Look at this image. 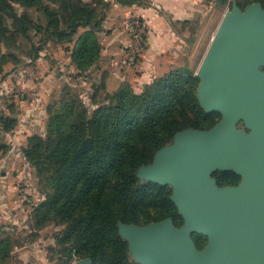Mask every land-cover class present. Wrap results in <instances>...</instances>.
<instances>
[{"label": "water", "instance_id": "1", "mask_svg": "<svg viewBox=\"0 0 264 264\" xmlns=\"http://www.w3.org/2000/svg\"><path fill=\"white\" fill-rule=\"evenodd\" d=\"M264 9L227 11L197 72L201 109L221 120L208 131H178L159 148L142 179L172 185L170 200L184 225L117 223L138 264H264ZM243 122L248 130L237 129ZM232 172L237 185L217 186L212 172ZM207 236L197 250L191 232ZM73 264H92L89 258Z\"/></svg>", "mask_w": 264, "mask_h": 264}, {"label": "trees", "instance_id": "2", "mask_svg": "<svg viewBox=\"0 0 264 264\" xmlns=\"http://www.w3.org/2000/svg\"><path fill=\"white\" fill-rule=\"evenodd\" d=\"M116 1L130 3L128 0ZM13 3L36 6L48 12L51 18L45 30L52 26L56 28L58 21L52 19L48 8L39 0H0V22L4 15L11 18L13 24L18 21L30 24L15 13ZM106 6L107 2L104 8ZM71 17L67 43H72L70 58L81 74L99 59L96 32L102 19L93 24L84 8L73 10ZM79 28L86 30L78 33ZM64 33L66 31L54 29L50 36L57 35L56 40L63 41ZM40 51L41 48L37 49L33 61ZM176 75L177 72L170 70L145 85L140 93L123 85L115 93L107 94L108 103L98 105L89 117L85 108L77 110L74 102L65 103L59 111L49 115L45 139L38 134L27 138L24 158L35 165L38 172L52 176L51 188L55 194L47 196L49 206H56L57 197L63 198L56 213L61 220L68 217L65 218L69 222L66 237L71 240V256L85 245L92 264H138L128 257L127 243L117 235L118 222L144 225L170 213L176 224L181 222L166 186L152 182L140 186L135 179L136 169L150 163L154 153L169 143L176 132L188 126L202 128L201 122L211 115L196 101L183 113L184 120L169 112L162 82ZM164 77L165 81L161 80ZM188 114L192 117H187ZM1 128L8 132L13 125ZM128 133L134 137L131 143L124 141ZM237 179L232 172H222L216 177V183L219 187L231 186ZM84 196L85 209L76 214L74 203ZM150 209L155 210L153 214L148 213ZM2 243L3 239H0V245Z\"/></svg>", "mask_w": 264, "mask_h": 264}, {"label": "rangeland", "instance_id": "3", "mask_svg": "<svg viewBox=\"0 0 264 264\" xmlns=\"http://www.w3.org/2000/svg\"><path fill=\"white\" fill-rule=\"evenodd\" d=\"M39 2L43 7L48 8L52 14V19L58 21L56 28L52 26L49 30H45L51 18L48 12L36 6H20L16 3L12 4L15 13L23 19L29 20L30 24L23 21L13 24L12 19L4 15H2L3 20L0 22V157L5 155L4 159H6L0 162V172L9 171V176L12 178L20 170L23 171L20 178L13 180L14 185L6 187L7 201L3 206L4 208L0 206V216L5 217L0 222V239H3V243L0 245V264H73L85 258L91 260L88 246L85 245L75 253V256H71L73 251L71 240L66 237V228L69 222L65 218L68 217L65 216L64 220H61L56 213L63 198L61 196L56 198L58 200L56 206H49L50 200L47 198L48 195L50 197L55 194L51 188L52 176L46 172H38L36 166L24 158V147H11L10 143L6 141L7 135L5 134L7 131L3 134L1 127L4 126L5 129L11 124L13 127L16 126V118L13 117L15 115L14 108L17 105H15L14 99L25 101L27 104L35 97L39 99L36 96L34 84L40 83L41 78H38L39 76L33 78L32 73V66H34L32 58L37 49L41 48L38 55L45 54L44 58L48 64L42 68L46 71L47 67L53 69L56 62L50 58L47 50L49 48L55 50L60 47L64 55L70 51L72 43H67V39H70L67 34V26L71 21L72 11L86 9L90 22L94 24L102 19L106 0H39ZM254 3H258L264 9V0H200L198 8L191 14V17L179 23L177 31L182 39L180 51H182L183 61L171 70L177 72L176 77L168 78L165 83L162 82V86H164L162 91L168 97V110L171 114L184 120L186 118L183 117V113L190 110L191 103L196 101L199 105L197 88L200 80L197 77V72L224 14L233 6L243 11L248 5ZM54 29L66 31L62 35V37L65 36L63 41L56 40L57 35L50 36ZM80 31L82 29H79ZM28 65L30 66L29 70L24 71ZM261 70H264V67ZM53 74V79L44 83L47 89L42 102L34 100L42 104L41 113L37 114L42 131H37L35 134L43 139L47 135L49 115L59 111L63 104L74 102L77 110L81 107L85 108L89 117L98 105L108 103L106 96L109 93L103 91L98 76H96V82H93L90 89L87 90L88 83L81 84L79 80H76L75 74H69L63 68L57 67ZM57 74L60 75V79H58ZM82 76L85 79L86 75L83 74ZM162 79L165 81V77ZM20 80L22 83L17 82ZM19 84H25L23 89L27 90L19 89ZM209 113L211 114L210 117L201 122L202 128L188 126L180 131L202 132L210 130L221 120V114L218 111L207 114ZM187 117H192V115L188 114ZM236 128L248 132L241 121L236 123ZM173 139L174 136L169 143L161 146L160 149L173 146ZM133 140L134 137L130 133L124 137L125 143H131ZM14 155L16 157L12 158L13 161L10 162V158ZM153 160L154 156L150 163L140 165L136 169L135 179L138 185L141 186L149 182L142 179L139 175V169L151 165ZM18 167H20L19 170ZM220 173H222L220 170H216L211 173L210 177L216 179ZM240 181L241 178L238 176L237 182L233 185L239 184ZM165 186L172 193V185L167 184ZM74 204L73 209L76 214L84 210L85 196ZM73 209L71 207L72 212ZM154 211V209H150L148 213L153 214ZM179 217L181 219L179 224L175 223L173 213H170L157 221L144 225H133L142 227L170 219L175 227H181L184 222L182 217ZM117 235L121 238L118 229ZM190 239L197 250H202L208 241L207 236L194 231L190 233ZM127 253L128 257L134 261L128 250V245Z\"/></svg>", "mask_w": 264, "mask_h": 264}, {"label": "crops", "instance_id": "4", "mask_svg": "<svg viewBox=\"0 0 264 264\" xmlns=\"http://www.w3.org/2000/svg\"><path fill=\"white\" fill-rule=\"evenodd\" d=\"M128 1H130L129 4H122L116 0H106L107 6L103 10L104 15L99 30L96 32L100 46L99 59L87 71L81 73L86 75L85 79L78 74L79 71L72 63L70 51L64 55L60 47L55 50L52 48L47 50L50 58L56 62L53 69L47 67L46 71L42 68L47 64L44 58L45 54L40 55L33 62V78H36V76L41 78L40 83L34 84V90L38 94L36 96L39 98L36 99L35 97L34 100L42 102L47 89L44 83L53 79V73L57 67L65 69L69 74H75L76 80H79L81 84L88 83L87 90L90 89L93 82H96V76H98L103 91L113 94L123 85L129 86L134 93H140L145 85L150 84L154 79L163 76L180 65L183 61L182 51H180L182 39L177 28L179 23L191 17V14L198 8L200 0ZM129 16L141 18L145 21V45L139 66L136 69L120 64V60L127 52L128 35L124 23ZM79 29L78 33H81L82 31L79 32ZM43 62H45L44 65ZM29 68L28 65L24 71L29 70ZM57 77L60 79L59 74H57ZM17 82L22 83L21 80ZM18 86L21 90H27L23 89L26 86L25 84H19ZM34 100L27 104L25 101L14 99L15 105H17L14 108L15 115L13 117L16 118V126L7 133L2 132L3 134L6 133V141L10 143L11 147H25L29 136L37 131H42L37 117V114L41 113L42 104ZM14 157L16 156L10 158V162L13 161L12 158ZM4 158L5 155L1 156L0 162L6 160ZM19 169L20 167H18ZM22 175V170L16 176H11L12 178L9 176V171L6 173L0 172V206H5L7 201L6 187L14 185L13 180H17ZM4 218L0 216V222Z\"/></svg>", "mask_w": 264, "mask_h": 264}, {"label": "built area", "instance_id": "5", "mask_svg": "<svg viewBox=\"0 0 264 264\" xmlns=\"http://www.w3.org/2000/svg\"><path fill=\"white\" fill-rule=\"evenodd\" d=\"M128 35L127 52L120 60L122 66L137 68L145 45V21L129 16L124 23ZM7 229V228H5Z\"/></svg>", "mask_w": 264, "mask_h": 264}]
</instances>
